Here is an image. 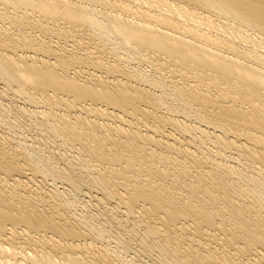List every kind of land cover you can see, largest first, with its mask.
<instances>
[{
  "label": "bare ground",
  "instance_id": "bare-ground-1",
  "mask_svg": "<svg viewBox=\"0 0 264 264\" xmlns=\"http://www.w3.org/2000/svg\"><path fill=\"white\" fill-rule=\"evenodd\" d=\"M1 127L0 264H264V0H0Z\"/></svg>",
  "mask_w": 264,
  "mask_h": 264
},
{
  "label": "rangeland",
  "instance_id": "rangeland-1",
  "mask_svg": "<svg viewBox=\"0 0 264 264\" xmlns=\"http://www.w3.org/2000/svg\"><path fill=\"white\" fill-rule=\"evenodd\" d=\"M52 41H53V40H52ZM86 70H87V68H86ZM162 73H163V72H162ZM162 73L160 72V74L166 78V74L163 75ZM162 76H159V78H163ZM4 119H6V120H10V121H13L12 118H11V116H8V117L6 116V117H4ZM17 126H18V125H17ZM2 129H3V128L1 127L0 130L2 131ZM3 131H4V129H3ZM5 132H6V131H5ZM16 132H17V136H18V137L21 136V135L24 136V137H30V136H31L30 138H27V139H29L30 141H33V140H34L33 142H35V139H36V138H37L36 141H37V140L39 141V140L41 139L40 141H47V142H48V140L43 139V138H40L38 133L35 134V132H34V133H33V132H25V131L23 130V128L20 127V126L16 128ZM27 133H28V134H27ZM30 133H31V134H30ZM23 134H24V135H23ZM29 134H30V135H29ZM32 134H33V135H32ZM36 135H37L38 137H37ZM32 138H33V140H32ZM37 181H40V179H38ZM59 186H60V185H58V187H59ZM92 212H95V208L92 209ZM113 246H114V244H112V247H113Z\"/></svg>",
  "mask_w": 264,
  "mask_h": 264
}]
</instances>
